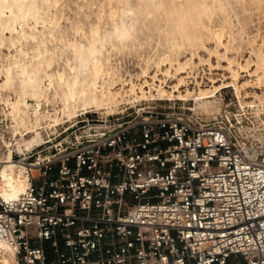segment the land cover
Listing matches in <instances>:
<instances>
[{"label":"built area","instance_id":"obj_1","mask_svg":"<svg viewBox=\"0 0 264 264\" xmlns=\"http://www.w3.org/2000/svg\"><path fill=\"white\" fill-rule=\"evenodd\" d=\"M154 100L49 121L38 143L0 107V171L29 180L0 194L15 264H264V106L206 121Z\"/></svg>","mask_w":264,"mask_h":264},{"label":"rangeland","instance_id":"obj_2","mask_svg":"<svg viewBox=\"0 0 264 264\" xmlns=\"http://www.w3.org/2000/svg\"><path fill=\"white\" fill-rule=\"evenodd\" d=\"M65 5L62 9H57V18L62 14L64 19L60 22V27L55 32L51 27L35 25L30 22L27 28L21 29L20 25L16 26V30L22 31L25 37L32 36L33 39H19L20 43L12 47L11 44L5 43L0 46V107L6 114L12 111L9 105H15L20 99L18 95L21 92V81H25V76L19 75V69L14 67L16 63L31 65L27 67L28 71L33 70V65L42 66L44 60L50 61L47 65V72L54 75V81L45 80L44 86L49 87L46 98L34 99L31 94L24 96L23 104L20 106V111L27 110L29 114V122L35 125L37 117L33 115L36 106L39 105V114L44 116L47 114L48 119L40 120V127L49 121L55 123H63L67 118L73 119L75 115L83 112L91 113L95 118L104 116L94 113V109H81L73 115L65 116L63 113V102L61 94L55 92L56 72L65 70V64L71 56L61 55L58 49H62L64 45L59 43L62 34L67 33L71 38L74 33L69 31L76 28L78 25L83 27L84 35L90 34V26L96 23L95 16L100 11L99 4L105 0H61ZM130 3L128 11L132 14L137 22L140 32V41L144 45L139 51L129 50L123 53H113L108 59L111 63L108 67L113 74L117 75L122 83L117 84L111 91L121 92L122 103L119 108L126 107L131 103L135 104V108L146 107L152 104L154 99H162L160 104L179 105L185 109L186 113H195L206 121H213L223 110H234L238 104H254L264 106V78L249 77L245 73H240L238 82L240 84L247 83L249 86L243 85L240 94H236L232 87H225L218 90L214 96L204 99H199L200 92H209L213 88L212 79L219 80L223 75L229 76L227 62L223 60L221 55L225 54L233 59V68H238L239 64L250 62V70L256 68V54L264 53V0H215L217 7L205 13L202 20L204 27L207 29L204 32L206 40L204 46L197 50L181 54L176 60H172V66L162 65L159 59L166 55V50L161 47L167 43L168 33L176 24L179 17L188 10V5L204 3L205 0H127ZM207 3L212 4L213 0H207ZM95 4L96 7H86V5ZM223 5V8H220ZM84 8V12L76 15ZM115 8V4H113ZM110 11L105 7V14ZM92 16L91 20L86 17ZM107 23V20H106ZM110 30V29H109ZM222 32L221 42L218 40L217 32ZM43 33L41 36L40 34ZM15 32H4L0 40L8 41L10 37L15 38ZM231 38V39H230ZM80 40V37H76ZM11 40V39H10ZM145 41L147 43L145 44ZM83 43V41H80ZM39 47V50L37 49ZM26 51L27 54H24ZM56 53L58 59H54L52 53ZM193 55L194 62L186 70L183 76V84L180 87V92H175L173 96H168L167 93L161 95L160 88H164L168 93L171 90L170 86L178 79H173L171 76L164 77L161 72L169 67L170 71L174 72V64L179 61H185ZM211 58L212 62L217 65L218 69L210 68L205 64L204 59ZM15 57V59H9ZM156 57L157 60L153 63H147ZM10 67L11 75L7 77V70ZM148 69V76L143 75V70ZM104 69L102 68V71ZM259 71V69H258ZM261 76L262 72L259 71ZM155 75V76H154ZM68 73L65 72V79ZM42 78V76H41ZM166 79L165 84H161L159 79ZM229 81L231 79H228ZM217 83H220L218 81ZM8 85V87H5ZM186 89L190 91L186 95ZM144 90V93H142ZM31 93V88L26 89ZM183 94L185 97L177 96ZM248 96V97H244ZM196 97L198 99H196ZM7 101V103H5ZM5 105V106H4ZM25 106L27 108L25 109ZM78 118H75L76 120ZM252 119V118H250ZM74 120H71L73 122ZM68 123L64 124L67 125ZM87 125L80 128L79 131L86 129ZM25 130V129H22ZM36 131H42L36 129ZM77 130L76 133L78 134ZM29 133L26 139H32L34 132ZM44 132H40L43 134ZM31 137V138H30ZM30 138V139H29ZM20 143V141H19ZM19 145V144H18ZM17 145L15 144L14 147ZM19 149V146H18Z\"/></svg>","mask_w":264,"mask_h":264},{"label":"clouds","instance_id":"obj_3","mask_svg":"<svg viewBox=\"0 0 264 264\" xmlns=\"http://www.w3.org/2000/svg\"><path fill=\"white\" fill-rule=\"evenodd\" d=\"M113 4H115V8H113ZM96 6L95 4L86 5L90 8ZM63 7L65 5L62 4L61 0H0V37H3L4 32H15L17 25H20L21 29L27 28L30 22H34L33 31H35V25H41L51 27L52 31L55 32L59 29L61 20L64 19L62 14L59 19L57 18L56 10ZM105 7L110 9L107 17ZM129 7L130 3L127 0H105L104 3L99 4L100 11L95 16L96 23L91 26L90 37L84 35L83 27L79 25L69 30L74 33L71 38L67 33L62 34L59 43L64 47L57 51L61 55L71 56V59H68L65 64V72L68 73V76L66 79L61 80L56 87L57 92L62 89L67 90L63 101L65 116L73 115L81 109H94V113L100 114L102 112L104 115H108L117 112L123 102L120 91L115 93L111 91L117 84L122 82L108 67L111 63L108 57L113 53H123L129 50L139 51L144 46L140 41L137 22L128 11ZM215 7H217L215 0L212 4L207 3V0H205L204 3L188 5V10L179 17L168 33L167 43L161 45L167 54L159 59V63H168L170 57L174 61L181 54L202 48L206 40L204 32L207 31L202 20L205 13ZM220 8L222 9L223 5H220ZM83 12L84 8H80L76 15L79 16ZM86 19L91 20L92 16L89 15ZM40 35L42 36L43 33ZM20 36L21 39H33L32 36L25 37L22 31ZM76 37H80V40H77ZM80 41H83V43ZM5 43L15 47L20 41L0 40V46ZM146 43L147 41H145ZM52 55L54 59L59 58L55 52ZM9 59L14 60L15 57ZM156 60L157 58L153 57L147 63H153ZM258 60L259 71L264 72V53L258 56ZM48 63L50 61H46L42 66L33 69L32 80L21 81V92L18 94L20 99L15 105H9L12 107V111L7 115L13 121V135L20 134V130L25 129L26 131L35 132L39 136L36 129L40 126V120L48 119L47 114L40 116L39 105L36 106L33 112V115L37 117L34 126L29 122L27 110L20 111L24 96L31 94L37 100L46 98L51 85L45 87L44 81L54 79V77L45 74ZM14 67L19 69L20 76H27V67L32 66L28 65L26 67L23 64L16 63ZM73 73L75 75H72ZM55 79L60 80V77H55ZM5 87H8V85H5ZM28 88H32L31 93L25 91ZM26 108L27 106H25ZM6 171L10 172L11 169H6Z\"/></svg>","mask_w":264,"mask_h":264},{"label":"bare ground","instance_id":"obj_4","mask_svg":"<svg viewBox=\"0 0 264 264\" xmlns=\"http://www.w3.org/2000/svg\"><path fill=\"white\" fill-rule=\"evenodd\" d=\"M118 22V21H117ZM16 36L15 38L10 37L11 41H16L20 39V33L21 31L16 30ZM215 32H217V36H218V40L221 42L222 39V32L220 30H213ZM89 37L91 36V26H90V34L88 35ZM37 49L39 50V47H37ZM24 54H27L26 51H24ZM223 57V60L227 62V67L226 69H228V72H230L229 76L223 75L221 79L219 80H215L212 79L213 82V88L209 91V92H200L199 94V99H204V98H209L214 96V94L225 87H232L236 94H240L241 89H243V85H246V87H248L249 85L247 84L249 82V80H247L245 82V84H240L238 82L239 79V75L240 73H245V75L249 76V77H263L264 78V72H262L261 76L259 74V60H258V56L259 54H256V68L252 71L250 70V62L245 63V64H239L238 68H233V59L228 57L227 55L223 54L221 55ZM45 62L48 60H44ZM205 64L208 65L210 68H215L218 69L217 65H215L210 56L207 57L206 59H204ZM194 62V57L193 55H191L190 57H188L185 61H179L176 64H174V72L172 73L169 69V67H166L165 70H162L161 74L164 77H168L171 76L173 79H178L176 82H174L170 88L171 90L169 91V93L164 89V88H160V92L161 95H164L167 93L168 96H173L175 92H180V87L183 84V76L182 74L186 72V70L190 67V64ZM170 67L172 66V60L169 58V62L168 63H163L162 65H169ZM49 66V63L47 64ZM38 64L33 65V67H37ZM28 75L25 76V81L26 80H32L33 78V70L28 71L27 70ZM11 75V69L10 67L7 70V77ZM48 76L50 77H54V75L52 73H47ZM56 77H60V80H56V85L54 87L55 92L58 94H61L62 96V102L64 101V96H65V92L67 91L66 89H62L60 92L56 91V87L57 85L60 83L61 80L65 79V70H58L56 72ZM72 75H75L74 73ZM143 75L145 77L148 76V69L143 70ZM155 76V75H154ZM228 79H231L230 81ZM161 81V84H165L166 79H159ZM54 81V79L52 81H50V84H52V82ZM218 81H220V83H217ZM26 91V89H25ZM32 91V88H31ZM142 93H144V90H142ZM190 93V91L188 89H186V95L188 96ZM178 97H180V99L182 97H185V95L183 94H177ZM244 97H248V96H244ZM196 97V99H198ZM245 104V103H243ZM242 104V105H243ZM249 106H255L253 103L250 104ZM63 107H65V104L63 102ZM71 108V105H70ZM38 132V131H36ZM39 136L36 135V133L34 132V135L32 137V139L28 140V143H38L40 141V132ZM6 169H11L10 172H7ZM29 183L28 180V176L26 174V169L25 167L17 162H8L4 165V167L2 168V170L0 171V194L2 195V197L4 199H12V198H16L19 194H21L27 187ZM0 264H15V259H14V255L13 252L10 248V246L4 242H0Z\"/></svg>","mask_w":264,"mask_h":264}]
</instances>
